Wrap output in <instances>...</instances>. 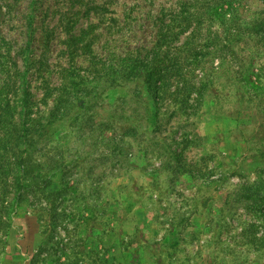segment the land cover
<instances>
[{"label":"rangeland","instance_id":"1","mask_svg":"<svg viewBox=\"0 0 264 264\" xmlns=\"http://www.w3.org/2000/svg\"><path fill=\"white\" fill-rule=\"evenodd\" d=\"M0 34V136L49 183L0 153V264H264V0H0Z\"/></svg>","mask_w":264,"mask_h":264},{"label":"trees","instance_id":"2","mask_svg":"<svg viewBox=\"0 0 264 264\" xmlns=\"http://www.w3.org/2000/svg\"><path fill=\"white\" fill-rule=\"evenodd\" d=\"M29 102L30 90L26 85L23 89V110L28 106ZM1 121L3 120L0 119V122ZM2 128H4V126H2ZM133 131V128L128 129L126 133L129 134L132 132L131 134H133ZM27 136L28 135L22 131L21 127L8 129L0 136V153L3 157L2 167L4 169V174L7 180H11L10 186L13 189L15 198L20 202L27 201L28 196L35 199L39 192H43L49 186L47 180H43V186L32 182L33 179L38 178L40 175L42 176L43 171L42 165L40 166L41 163H38L39 167H30V154L36 151L38 140L35 138L28 142L26 139ZM33 172L34 174L32 175ZM55 190L56 189L49 191V195L58 192ZM241 197L243 198L240 199L251 200L253 207L264 210V183L256 182L248 186L246 194ZM59 214L61 213H58V215ZM50 231L52 232L53 229L51 228ZM50 237H54L52 233H50Z\"/></svg>","mask_w":264,"mask_h":264}]
</instances>
